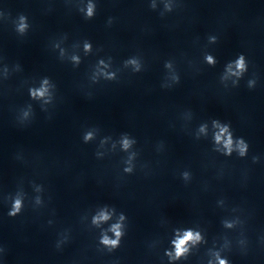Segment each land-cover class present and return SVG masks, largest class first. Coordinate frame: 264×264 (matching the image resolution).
Returning <instances> with one entry per match:
<instances>
[{
  "label": "clouds",
  "instance_id": "clouds-1",
  "mask_svg": "<svg viewBox=\"0 0 264 264\" xmlns=\"http://www.w3.org/2000/svg\"><path fill=\"white\" fill-rule=\"evenodd\" d=\"M93 5H89L88 6V10H87V14L88 16H91L93 14ZM25 25H21L20 26V30L22 31L24 29ZM89 47L88 45H86V48ZM209 61H211V57L208 58ZM236 67L238 69H240L241 71L245 70V63H244V56L240 55V57L237 59L236 61ZM40 95H43V92H40ZM221 131H225V129H221ZM217 141H219L220 136H217ZM125 145H127V142H125ZM231 145H232V140L229 137V139L226 141V148L229 149V152L231 151ZM238 147L240 149V153L241 155H243L247 149V145L244 143V141L241 139L239 141ZM21 207V202L19 200L14 202L13 205V209L12 211L9 213V215L11 216H15L16 213L19 212ZM98 219H107L106 215H102L100 216ZM119 225H114L112 228V231L115 233V236L117 237L116 239H110L107 236H104L101 240V243L104 244L105 246L109 247V251H111L112 249L116 248L119 246V237L121 236V232L119 231ZM199 233L196 234L195 239H199ZM193 239V233L189 230L186 231L184 236L182 238H178L176 241H174V245H175V256H172L171 253H168V255L170 256V258L172 259H178L180 258V256L185 253L187 251V249L184 247L186 242L189 240ZM218 259V264H228L227 260L225 259H220L219 257H217Z\"/></svg>",
  "mask_w": 264,
  "mask_h": 264
}]
</instances>
